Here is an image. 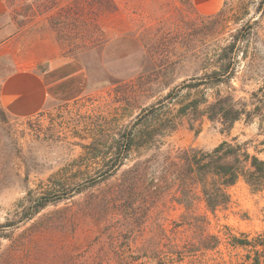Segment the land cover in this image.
<instances>
[{"label":"rangeland","instance_id":"rangeland-1","mask_svg":"<svg viewBox=\"0 0 264 264\" xmlns=\"http://www.w3.org/2000/svg\"><path fill=\"white\" fill-rule=\"evenodd\" d=\"M114 2L119 11L104 14L100 36L96 22L83 18L91 0H0V82L32 70L48 88L32 117L0 105V264H61L91 247L101 230L111 232L87 215L91 205L136 164L158 179L178 153L211 152L225 141L264 161V0H224L214 15L194 0ZM219 96L246 111L229 130L203 115ZM172 120L175 131L136 146L148 145L140 132ZM131 132L128 159L102 179L119 166ZM229 193V207L209 214L212 230L263 234L264 190L240 179ZM171 196L156 216L169 224L184 213ZM43 199L48 206L30 219L29 207Z\"/></svg>","mask_w":264,"mask_h":264},{"label":"trees","instance_id":"trees-1","mask_svg":"<svg viewBox=\"0 0 264 264\" xmlns=\"http://www.w3.org/2000/svg\"><path fill=\"white\" fill-rule=\"evenodd\" d=\"M45 1L58 5L63 2L64 6L67 0ZM91 2L90 18H83L93 24L96 22V30L103 36L98 23L104 14L119 11L118 6L114 0ZM83 8L78 12L84 14ZM245 112L236 107L231 96H219L215 103L206 107L203 115L229 130ZM176 128L177 124L172 120L167 129L160 128L147 134L140 132L137 138L146 140L144 144L149 146L143 142L136 146L148 148L158 136ZM123 140L119 166L105 171L102 179L116 176L128 159L135 136L131 132ZM144 165L146 163L136 164L126 171L124 180L104 195L97 196L91 205L92 212L87 215L100 225L105 221L111 232L101 230L91 247L77 248V252L63 259L61 264H264V233L255 238L246 234L238 236L230 227H224L223 233H215L209 217V214L216 215L229 207V189L240 179L245 180L253 191L264 190L263 160L251 155L244 146L225 141L211 152L191 148L178 153L169 159L166 164L169 169L158 179L152 177ZM169 183L175 191H168ZM169 194L171 200L184 210L180 220L170 224L168 219L156 218L159 209L168 206ZM47 206V200L43 199L29 207L30 219Z\"/></svg>","mask_w":264,"mask_h":264},{"label":"crops","instance_id":"crops-1","mask_svg":"<svg viewBox=\"0 0 264 264\" xmlns=\"http://www.w3.org/2000/svg\"><path fill=\"white\" fill-rule=\"evenodd\" d=\"M194 1L202 14L214 15L220 11L224 0ZM0 11H3L1 4ZM47 96L48 88L44 78L32 70L9 73L0 82V105L14 117L37 115L44 108Z\"/></svg>","mask_w":264,"mask_h":264}]
</instances>
